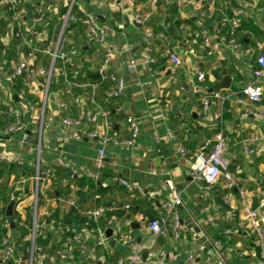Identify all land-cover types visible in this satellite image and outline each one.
I'll list each match as a JSON object with an SVG mask.
<instances>
[{
	"label": "crops",
	"instance_id": "1",
	"mask_svg": "<svg viewBox=\"0 0 264 264\" xmlns=\"http://www.w3.org/2000/svg\"><path fill=\"white\" fill-rule=\"evenodd\" d=\"M23 3L29 13H32L31 8L40 7L45 19L37 23L28 12L20 15L23 31L20 38L14 36L16 24L8 18L0 2V13L5 12V22L0 28V154L15 159L10 164L0 162V184L5 187L4 193L17 199L12 214L16 212L25 219L26 211L31 210L37 160L42 171L54 170L55 160L61 159L77 171L79 179L95 172L93 161L101 145L87 137L94 128L119 144L109 142L104 146L102 167L97 170V180H91L97 188L93 199L98 200L99 191L105 190L102 197L111 202L106 207H112L113 211L116 204L127 209L135 201L145 202L132 210L130 218L124 217L128 211L123 219L112 220L115 225L112 237L107 238L106 249L93 247L92 237L82 238L86 252H75V258L70 262L54 257L61 246L64 231L51 230L49 246L37 256L42 264H90L89 255L95 264H117L118 260L128 264V247L118 241L125 234L143 246L144 264H187L186 253L190 251L194 252L190 264H216L218 259H222L224 264H256L250 255L253 247L251 237L242 233L229 238L221 235L226 226L225 213L235 210L238 214L236 192L224 191L221 183L209 192L204 191L190 179L189 169L195 154L210 150L216 135L222 134L227 143L225 157L230 168L240 167V182L259 206V192L264 189V150L259 142L264 140V119L249 114L254 107L241 89L253 82L252 71L257 67L259 53L256 43L264 46V0H157L155 4L152 0H78L76 10L96 17L98 24L105 29L104 44L114 54L102 74L99 70L104 58L103 49L90 42L84 27L67 25L60 34L64 13L58 0H23ZM200 5L211 11L213 17L200 18ZM233 10L240 11L236 16L239 23L235 33L239 45L236 50L221 45L219 36V32H226V28L219 25L220 17H231ZM146 13H151L149 20L144 25H137L134 16ZM30 34L33 35L32 41L26 46L23 38L30 37ZM59 37L63 50L77 51L70 69L72 73L78 71V75H72V78L83 77L79 73L82 69L89 75L99 74L101 81L105 76L122 79L125 88L114 100L109 96L114 84L109 81V89L99 94L95 91L92 95L86 85L95 83L82 78L71 82L69 93L63 94L64 81L60 88H56L55 79V90L52 91L50 85L43 112L44 124L48 119L51 123L42 129L39 139L45 80L35 76V72L48 70L50 56L43 51L52 47ZM14 38H19L17 43L11 42ZM193 40L195 44L191 43ZM189 49L193 54L188 53ZM167 51L179 55L181 67L175 69L172 66ZM144 52L152 63L144 62ZM28 54L32 57L28 58ZM22 59H27L24 76L12 80L11 74ZM56 65L53 77L63 74L65 80V68L61 73L58 69L62 65L59 62ZM197 73L203 75L201 81L197 80ZM224 76L230 80L229 88L212 90L214 83L222 81ZM96 85L98 90L100 85ZM258 85L264 93V79L258 81ZM74 91H77L76 95ZM212 93L219 97L211 99L207 113L201 114V99ZM73 98H78V107ZM26 103H30L33 109L25 107ZM59 104L64 107L60 108ZM8 108L21 115L24 123L22 132L5 133L13 122ZM93 114L97 117L94 124L85 121L78 127H65L61 123L63 118ZM127 116L134 117L138 126V135L132 144H125L131 139ZM168 132L174 139L168 137ZM242 143L254 149L255 154H245ZM178 149H183L185 156H181ZM113 177L136 183L144 189L145 198L113 184ZM60 179H57L59 187L56 190L63 189ZM167 180L171 181L172 190L167 188ZM77 191L75 182L74 189L68 187L66 199L76 201ZM176 194L181 200V206L176 208L178 238L173 235L153 237L146 229L148 215L154 219L161 218L165 204ZM61 200L55 193L48 198L42 196L37 215L46 219L50 213L56 212L66 229L71 226L66 214L71 207ZM64 218L69 219V226L64 225ZM6 235L14 251L20 232L13 227ZM213 240H219L220 247L209 249L208 243ZM153 252L163 255L164 261L160 263L159 256L153 259ZM19 259L25 263L24 257Z\"/></svg>",
	"mask_w": 264,
	"mask_h": 264
},
{
	"label": "built area",
	"instance_id": "2",
	"mask_svg": "<svg viewBox=\"0 0 264 264\" xmlns=\"http://www.w3.org/2000/svg\"><path fill=\"white\" fill-rule=\"evenodd\" d=\"M39 2H44L45 0H38ZM157 0H152V3L155 4ZM1 5L4 7L5 12L11 11L12 14L8 16L12 23L16 24L17 32L14 33L15 37L22 38V29L19 21L20 15H26V10L24 9L23 0H0ZM61 6L64 8V14L61 24L60 34L64 31L65 27L69 23H78L81 27H84L87 31L88 38L90 42L96 46H99L103 49L104 58L100 65L99 73L102 74L104 70L108 67L110 61L114 58V54L110 48H108L104 44L105 39V29L101 27L97 19L92 14H80L77 9L78 0H58ZM17 8V11H14ZM37 16L34 18V21L37 23H42L45 19L44 12L40 7H36L34 9ZM199 17L200 18H212L213 13L211 11L206 10L202 5L198 8ZM5 12L0 13V20L5 18ZM240 14V11L233 10L231 17L222 16L220 17L219 25L221 28H226V32L224 34H220V44L223 46H228L236 50L238 48V44L235 40V33L238 28V18L237 15ZM151 13H146L143 15H135L134 22L137 25H144L150 18ZM35 34V32L33 33ZM32 34L30 37H24V43L26 46L31 44ZM60 37L54 43L52 47H46L43 51L44 53L50 56L49 68L47 71L38 70L35 72V76L44 78L43 87V95H42V103H41V116H40V128L38 133V138L40 139L41 131L48 123H51V119H48L44 124L43 120V112L45 106V98L46 94L49 90V87L52 82L53 73L57 70L56 63L59 62L62 65L61 69H58V72H63L65 67L72 66L75 58L77 57V51L75 49L63 50V46L61 43ZM192 44L196 42L191 41ZM256 48L258 56L256 58L257 67L252 71L253 82L245 85L241 89V93L247 98V100L252 103L254 110L250 111L249 114L253 116H260L264 119V93L262 88L258 85V81L264 79V46L260 43H256ZM189 54H193V50H188ZM168 59L172 66L175 69H178L182 65L181 58L179 55L174 54L171 51L166 52ZM28 58H31L32 55L28 54ZM143 60L145 63H152V59L144 52ZM27 64V59H22L18 66L14 69L11 74V79L14 80L16 78L24 76L25 68ZM133 65V62H130ZM78 71H73V76H77ZM110 82L114 84V89L110 92L109 96L114 100L118 99L125 88V83L122 79L115 78L113 76H107ZM203 79V75L197 73V80L201 81ZM65 88L61 93L67 94L69 93L68 88L72 85L68 80H64ZM74 85V84H73ZM87 87L90 88L91 94L94 95L97 85L96 84H87ZM218 94H210L206 95L201 99V108L200 113L206 114L211 102V99L218 98ZM74 103L79 106L78 98H73ZM60 108H63V104H59ZM25 107L28 109H33L30 103H26ZM7 112L12 116L13 122L7 126L5 129V133L8 135H12L15 133L22 132L24 129V123L21 121V115L13 110L12 108H8ZM90 122L92 124L97 122L96 115H79L78 117L71 118H63L61 119L62 125L65 127H78L83 124V122ZM126 123L129 128L131 139L126 141L125 144H132L136 136L138 135V126L136 119L131 116L126 117ZM87 137L90 139H95L101 145V147L97 150V155L93 161V166L95 168V172L89 173L87 178L96 181L97 180V170H100L103 163L104 158V146L109 142H113L115 145H118L119 142L112 140L107 134L102 133L99 129L94 128L91 130ZM168 137L170 139H174L172 133L168 132ZM253 140L257 141L259 138H254ZM261 149L264 150V140H259ZM244 153L247 155H254L255 150L246 146V143H242ZM227 152V143L222 134L216 135L214 142L208 151H199L195 154L192 160V164L189 169V177L192 181L198 183L204 191L209 192L214 186L218 184H222V188L224 191L236 192L237 201L239 203V211L238 214L235 210H230L225 213L226 218V226L222 231V236L224 238H229L235 233H242L247 237L252 238V252L250 253L251 257L254 259L256 264H264V189L259 192L260 196V204L256 209H252V197L246 189V186L240 182L239 172L240 167L234 166L230 168V164L225 157ZM178 153L181 156H185V151L183 149H178ZM0 162L10 164L14 163L15 159L10 155L0 154ZM18 164H21L18 162ZM55 166L65 169L67 174L65 177L60 179V186L75 188V182L79 179V174L77 171L65 164L61 159L55 160ZM52 169L40 170L39 162L36 161L35 164V175L33 180L35 182V189L32 195V204H31V218L29 221L25 219L19 220H9L8 217L1 222V227L9 231L11 228V224L17 223V227L23 228L27 230V235L24 237V241L29 242V250L28 256L25 259V264H42L41 260L37 257L41 253H43V249L39 246L36 241L39 237L44 238V232L47 230L48 226L55 225L54 221H45L44 219H40L37 215V198L39 194H43L45 191H51V183L50 179L52 176ZM113 184L119 185L123 187V189L130 193L137 195L138 197L145 198V192L142 187L137 185L136 183H131L127 180H124L119 177H113L111 179ZM1 183V181H0ZM167 188L172 190V183L170 180L165 181ZM10 200L17 199L13 196L10 197ZM61 202L67 207L78 209L75 205V201L72 199H62ZM154 206V205H153ZM181 206V200L179 196L176 194L170 201H168L164 206V215L161 218H155L151 223L146 225L147 231L153 236H166L173 235L174 238H178V228H179V217L176 213V208ZM127 208V207H125ZM113 211L112 207L99 206L96 208L88 209L86 211H79L83 215L87 216L94 222L102 217L105 213ZM15 227V226H14ZM61 225L57 226L58 231H64L61 239V246L54 253V257L56 259H61L67 262L73 261L75 258V252H79L83 254L86 252L85 245L81 242V239H87L88 237H92L93 247H98L101 249H106L108 246V239L105 236V229L100 227H96L94 229L83 230L82 232H77L75 228L64 229ZM65 231L67 234L64 235ZM69 233V234H68ZM120 243L125 244L129 250V262L128 264H144L142 261V252L143 246L135 240L131 235L125 234L118 238ZM209 249H214L216 247H220L219 240H213L209 243ZM200 250H204L203 247L199 248ZM206 249V248H205ZM92 252H89L91 254ZM159 256V257H158ZM151 257L159 259V262L162 263L164 261L163 255H158L157 253H152ZM91 259L90 264H95L93 261L92 255H89ZM194 259V252L190 251L186 253V263H192ZM0 262L1 264L9 263L19 264V258L14 256L13 245L9 241V239L4 237L0 242ZM117 264H124L122 260H118ZM216 264H224L222 259H218Z\"/></svg>",
	"mask_w": 264,
	"mask_h": 264
},
{
	"label": "trees",
	"instance_id": "3",
	"mask_svg": "<svg viewBox=\"0 0 264 264\" xmlns=\"http://www.w3.org/2000/svg\"><path fill=\"white\" fill-rule=\"evenodd\" d=\"M26 12L29 13V9L26 8ZM32 9V13L30 12L29 15L36 17L37 14L34 11L33 8ZM17 11V8L14 10ZM62 14L64 13V8H62L61 10ZM8 15H11L12 12L8 11L7 12ZM3 20H0V28H2V26L4 25ZM74 27V26H78V23H69L68 27ZM16 32L17 30L14 29ZM17 40H19V38H14L11 40V42L13 43H17ZM71 67H65V80H68L70 82H74V81H80V79H84L85 81H88L90 83H95V84H99L100 87L98 88V90H96V93H102L104 90L109 89V79L107 78V76H105V79L103 81H101L100 79H96V80H91L88 76L89 73L87 71H83L81 69V71H79L80 75L83 74V77H77V78H72V70L70 69ZM56 79V88H60L62 85V82L64 81V76L63 74L57 75L55 77ZM111 85V84H110ZM74 95L77 94V91L73 92ZM111 112V110L109 111ZM1 164V163H0ZM44 170V169H42ZM67 174V171L65 169L59 168V167H55V169L53 170L50 182L53 186V191H45L42 195L39 194L38 198H37V205L42 203V196L48 198L51 196L52 193L56 194V197H60L61 199H66V196L68 194V187H64L63 189H58L56 190V188L59 187V181H57V179L59 178H63L65 177V175ZM1 177V176H0ZM76 183L78 184V191L76 192V197L77 200L75 201V205L77 206L78 209L75 208H70L68 210V212L66 213L67 216L69 217V219L71 220V226L68 227L67 229L70 228H75L77 230V232H82L83 230H89V229H94L96 227H100L102 229H105L106 227H108L109 223L112 220L118 221L123 219L122 217L124 216V213L128 212L127 215H125V218H130L131 216V212L132 210L135 208H138L140 205L145 204V202H141V201H135L133 202V204L130 206H128L127 209H122L123 205L116 204V209L113 212H107L105 213L102 217H100L97 222H94L93 220H91L90 218H88L87 216L83 215L82 213H80L79 211H86L88 209H92L93 207H97V206H109L111 205V202L109 200H106V198L102 197L104 191L100 190L99 193H101L99 199H93V194L96 192L97 193V188H95V184L93 181H91V179L89 178H80L76 181ZM84 188H87V190L84 192L82 191ZM5 187L3 184H0V242L1 240L6 237L7 235V230L3 229L1 227V222L6 219L5 216V211H6V207L9 204L10 200V195L9 193H4ZM94 192V193H93ZM55 196V195H54ZM31 218V213L29 212V209L26 211V216H25V220L29 221ZM9 220H19L20 219V215H18L16 212H14L10 217H8ZM45 221H54L55 225L52 226H48L47 230L44 232V238L39 237L36 241V243L41 246V248L43 249V251L49 246V240H50V231L51 230H55L57 229L58 225L62 226V220L57 216L56 212H52L50 213L46 219H44ZM14 226L19 230L20 232V236L18 239V242L16 243L15 249L13 252L14 255H16L18 258L20 257H24L25 259L27 258L28 255V250H29V242L28 241H24V237L27 235V230L23 229V228H19L17 227V223L14 224ZM67 234V231H65L64 235ZM69 234V233H68ZM97 248V247H96ZM97 250V249H96ZM18 254V255H17ZM109 259V258H108ZM110 260V259H109ZM20 261V259H19ZM5 264H12L11 262L9 263H5ZM20 264H25L23 262H20Z\"/></svg>",
	"mask_w": 264,
	"mask_h": 264
},
{
	"label": "water",
	"instance_id": "4",
	"mask_svg": "<svg viewBox=\"0 0 264 264\" xmlns=\"http://www.w3.org/2000/svg\"><path fill=\"white\" fill-rule=\"evenodd\" d=\"M88 77L90 79H92V80H96V79H98L100 77V75L99 74H93V75H89ZM54 81H55V78L53 77L52 78V83H51V90L52 91L55 90ZM229 86H230V80H229L228 77H225L224 76L223 79H222V81L214 83V85L212 87V90L216 91V90H219V89H228ZM14 204H15V200H12L7 205V208H6V211H5V216L6 217H10L12 215L13 208H14ZM256 208H257V202H256L255 199H252V209H256ZM148 219H149L148 220L149 223H151L154 220V218L152 216H150V215H148ZM63 223L66 226H69L70 225V221L67 218H64ZM114 225H115L114 222L111 221L110 224H109V226H108V228L105 231L106 238L110 239L112 237V231H113ZM10 226H11V228L14 227L13 224H11ZM194 230L197 231V229H194ZM113 242L114 241H112V243ZM145 257H146V253H144V255H143V258L144 259H145Z\"/></svg>",
	"mask_w": 264,
	"mask_h": 264
}]
</instances>
